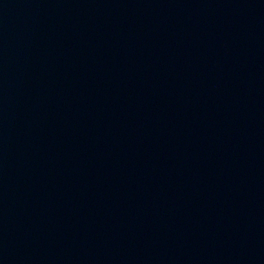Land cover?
I'll return each mask as SVG.
<instances>
[{"label": "water", "instance_id": "obj_1", "mask_svg": "<svg viewBox=\"0 0 264 264\" xmlns=\"http://www.w3.org/2000/svg\"><path fill=\"white\" fill-rule=\"evenodd\" d=\"M0 264H264V0H0Z\"/></svg>", "mask_w": 264, "mask_h": 264}]
</instances>
